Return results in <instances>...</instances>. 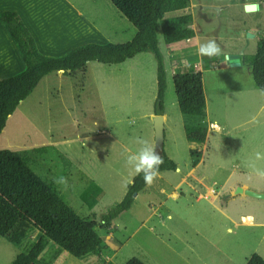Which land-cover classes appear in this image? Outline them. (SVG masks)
<instances>
[{
    "label": "rangeland",
    "instance_id": "374dc122",
    "mask_svg": "<svg viewBox=\"0 0 264 264\" xmlns=\"http://www.w3.org/2000/svg\"><path fill=\"white\" fill-rule=\"evenodd\" d=\"M75 1L89 16L101 13L107 19L111 12L106 10L108 0ZM244 1L201 0L192 10L195 24L203 25L198 32L204 36L203 42L215 40L221 48L219 56H203L205 62L212 60L218 68L204 73V78L210 110L224 125L220 131H210L206 166L201 169L207 175L204 182L215 191L247 184L249 190L264 193V178L248 167L256 152L264 154L263 95L244 66L222 68L229 64L226 52L252 55L261 38L264 6L250 13L245 11ZM112 11L119 28L129 25L117 10ZM203 14L210 20H205ZM230 16L252 26L242 32L230 25ZM204 20L210 24L204 26L201 23ZM157 32L167 70L164 107L167 106L169 120L164 144L167 156L184 168L192 158L189 150L194 144L186 141L180 112L175 106L168 59L178 57L170 53L167 56L168 46L161 38V31ZM230 73L244 85L230 84L221 96L210 94L214 80H224ZM67 75L50 73L40 79L33 92L8 117L0 134V150L29 151V166L33 171L53 183L57 194L80 217L95 223L103 242L96 255L81 260L44 237L48 242L41 256L55 253L51 264H103L101 259L107 256L113 264H124L131 257L145 264H245L253 253L264 259V227L232 225L210 204L211 197L198 199L196 191L187 192L186 184L177 189L181 196L176 202L166 193H160L167 186V192L171 190L182 169L158 172L152 185H146L136 194L129 210L105 223L103 216L124 197L127 185L136 175L126 164V156L142 147L139 140L154 147L156 60L152 53L146 52L120 65L90 61L84 74L76 71ZM53 142L56 146H52ZM39 147L45 150H36ZM233 164L236 167L232 171ZM256 164L264 169V160ZM59 176L67 178V186L53 182ZM226 196L227 193L221 195L214 204L225 207ZM253 199L250 208L264 221V204L256 202L263 200ZM166 208L171 209V218H167ZM228 226L232 232L226 231ZM40 236L39 231L33 233L34 239ZM18 253L17 247L0 236V264H11Z\"/></svg>",
    "mask_w": 264,
    "mask_h": 264
},
{
    "label": "trees",
    "instance_id": "16d2710c",
    "mask_svg": "<svg viewBox=\"0 0 264 264\" xmlns=\"http://www.w3.org/2000/svg\"><path fill=\"white\" fill-rule=\"evenodd\" d=\"M113 6L135 28L133 38L122 43H85L60 56L40 53L35 40L21 17L13 10L0 11V24L8 30L17 46L25 69L13 76L0 79V134L8 117L21 101L29 96L42 77L62 70L65 74L76 71L84 74L87 63L120 64L137 54L150 52L156 60V98L154 113L163 114L164 95L167 89V72L161 54L157 30L160 29L165 44H171L194 36L189 27L192 15L179 13L190 6L191 0H110ZM263 4H264V0ZM243 62L250 66L253 80L264 95V30L255 52L245 56ZM179 111L184 115L205 116L206 102L200 71L189 69L172 76ZM36 150H45L39 147ZM164 163L159 172L175 170L176 164L164 152ZM191 157H199L190 150ZM146 186L143 174H136L127 185L124 197L108 209L103 216L108 223L129 210L138 194ZM39 231L41 236L33 238ZM0 236L19 249L11 264H51L55 257L41 256L48 239L65 248L81 260L96 255L103 238L95 230L93 221L80 217L58 194L53 183H48L29 166V151L0 150ZM48 239H46V238ZM103 264H113L111 261ZM124 264H145L131 257ZM245 264H264L257 253L251 254Z\"/></svg>",
    "mask_w": 264,
    "mask_h": 264
},
{
    "label": "crops",
    "instance_id": "0c3cea01",
    "mask_svg": "<svg viewBox=\"0 0 264 264\" xmlns=\"http://www.w3.org/2000/svg\"><path fill=\"white\" fill-rule=\"evenodd\" d=\"M83 1L86 2V0ZM108 1L109 3L107 1H106L107 3H105L107 5L106 10L111 12L108 13L109 16L106 15L108 17L107 19L104 17V14L101 13H99V15L89 16V14H87V12H85V10H83V8H81L80 5H78L75 0H0V11L13 10L21 17L25 26L33 36L37 49L40 53L50 56H60L70 51L71 49L85 43H99V44H106L109 42L122 43L129 41L133 38V36L136 33L135 28L132 26L130 22H128L129 25H127V27L123 26L124 28L122 27L119 28L116 25L115 20L113 19V11H112L115 10L116 12L117 9L113 6L110 0ZM200 1L201 0H191L190 6L187 9L178 12V14L186 13V12L191 13L192 21L189 24V27L194 30V36L189 39H184L171 44H166V46H168L167 56H169L168 53H170L178 57V59H174V60L168 59L172 76L176 72L186 71L189 69L200 71L202 75L203 90H204L205 102H206V115L203 117L190 116V115H184L179 111L180 118L182 119L183 127L185 130V136L187 138L186 141L188 143L194 144L193 147L192 146L190 147V150L198 151L200 156L194 158L192 157L189 160V163H187L184 168L178 167V165L175 163L176 168L178 167V169L177 170L175 169L174 171L181 172L182 169L183 170L182 174L180 175L179 180L173 186H171L170 191L167 192V188H168L167 186V188H162L160 190V193H164V194L166 193V196H168L169 199L176 202L181 196V194L177 192V189H179L182 184H186L185 189H187V192L189 190L196 191L198 193V199L202 197L205 198L211 197L212 200L209 201L210 204L215 206L219 210L221 215H223L225 219L231 222L232 225L246 226V227H252V226L264 227V221L259 220L260 217L257 216V213L252 212L250 208L251 207L250 205L252 204L253 200H255L253 198L255 197L252 198V196L246 195L244 193L230 195L229 193L233 192L236 186H233V188L229 187L226 191H224L222 188L218 191H215L213 186L204 182L207 179V175L205 174V171L201 169V167L206 166L205 161H206L207 148L209 146L208 139L210 136V131L211 130L220 131V129L223 128L224 124L220 123L222 121L219 120L215 116V114L213 115L210 110L211 104L208 96V88L206 86L205 78H204V73H210L211 70L214 69L217 70L218 68L216 64L215 66H213L214 64L212 63V60H208L205 62L203 60V57L198 56L196 54L197 47L200 43L203 42L204 36L202 35L200 36L198 34V32L202 30L203 25L201 27L199 23L195 24V18L192 10L198 5ZM250 2L257 3L260 6V9H262V7L264 6L262 0H245L243 4ZM103 9L104 8L102 7V10ZM254 12H250V13H254ZM117 14H121V13L119 12ZM203 17L205 18V20L206 18L210 20L209 17L206 16V14H203ZM229 19L231 21L230 25L232 27H236L239 30H242V32L247 31V29L252 26L251 24H248L242 20H238V19L236 20V18L233 16H230ZM43 20L52 21L57 26L55 27L57 28V30H58V26H60L59 25L60 23L63 26V29H61L60 31L62 34L57 36L56 38L51 37L50 39L52 40L46 38L45 35L43 34L42 26L40 24V22H43ZM205 20L204 22L201 23L204 24V26L209 25L210 23L206 22ZM100 22L103 25H101ZM263 30L264 27L261 29V37L263 34ZM158 37L159 34L157 32V41H158ZM161 38L163 40L162 33H161ZM231 53L239 55L240 64L237 66H244L247 70H249V74L252 76L250 66L243 62V58L246 55H244L243 52H229V51L226 52L227 55ZM185 60H187L188 63H185ZM229 66L231 67V65L229 64L228 65L224 64L222 68H225V70H229L227 69L230 68ZM24 69H25V63L22 59V56L17 46L15 45L6 27L0 24V79H4L16 75L22 72ZM55 73L62 76L67 75L62 70H59ZM232 76L233 73H230V75L226 77L224 80H219V79L214 80L215 82L211 84L209 87V93L216 94L217 96H221L222 90L226 86H229L230 84L238 87L244 85L238 79L232 78ZM175 102L172 103L178 108L177 100ZM262 107H264V95L262 100ZM168 114L169 113L167 110V106H165L163 110L164 131H165L166 122L167 120H169ZM222 115H224L226 118L227 114L223 112ZM53 143L52 146H56L55 145L56 143L54 144ZM163 150L167 155L165 144ZM233 167L234 168H232V171L235 170L236 164H233ZM242 186L244 189H248L247 184H243ZM225 193H227L225 201L228 203V205H226L223 208L222 206H216L214 204V200H216L218 197H220ZM262 200L263 201H256V202H260V204L262 203L264 204V199ZM163 202L162 205H164ZM261 208L263 209V206H260V209ZM165 213L167 218H171L172 216L171 209L166 208ZM257 219L259 221H257ZM145 220H147V217L145 218ZM226 229H227L226 231L232 232V227L228 226ZM102 259L104 258L102 257ZM109 259L110 257L107 256L106 259L104 260L105 262H108L110 261Z\"/></svg>",
    "mask_w": 264,
    "mask_h": 264
},
{
    "label": "clouds",
    "instance_id": "9594fccd",
    "mask_svg": "<svg viewBox=\"0 0 264 264\" xmlns=\"http://www.w3.org/2000/svg\"><path fill=\"white\" fill-rule=\"evenodd\" d=\"M221 48L215 40L202 42L197 47L198 56H207L209 58L219 56ZM185 63H188L185 60ZM255 122V117L252 118ZM142 147L135 153L126 156V164L132 167L136 174H143V180L146 185L151 186L158 176L159 168L164 163L163 157L156 151V148L150 146L147 141L139 140ZM264 160V154L255 153V158L249 160L248 167L258 176L264 178V169L257 167L256 161ZM53 182L57 185L67 186V178L59 176L54 178Z\"/></svg>",
    "mask_w": 264,
    "mask_h": 264
},
{
    "label": "water",
    "instance_id": "95a60500",
    "mask_svg": "<svg viewBox=\"0 0 264 264\" xmlns=\"http://www.w3.org/2000/svg\"><path fill=\"white\" fill-rule=\"evenodd\" d=\"M260 9V6L255 2H250L245 4V11L254 12ZM227 62L231 66H237L240 64V58L237 54H228L226 56ZM164 117L163 114H154L153 115V126H154V147L156 151L161 154L164 149ZM244 193L246 195L264 199V193L255 192L253 190L244 189L241 186L236 187V189L230 193V195ZM136 196V193L133 195ZM109 212H107V215Z\"/></svg>",
    "mask_w": 264,
    "mask_h": 264
},
{
    "label": "bare ground",
    "instance_id": "6f19581e",
    "mask_svg": "<svg viewBox=\"0 0 264 264\" xmlns=\"http://www.w3.org/2000/svg\"><path fill=\"white\" fill-rule=\"evenodd\" d=\"M40 24L42 26L43 34L48 39H50L51 37L56 38L57 36L62 34L60 31L61 29H63V26L60 23H59L60 26H58V30L57 28H55L57 26L52 21L43 20V22H41Z\"/></svg>",
    "mask_w": 264,
    "mask_h": 264
}]
</instances>
